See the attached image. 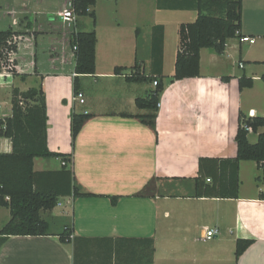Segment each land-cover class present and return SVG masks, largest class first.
Masks as SVG:
<instances>
[{
    "label": "crops",
    "instance_id": "crops-1",
    "mask_svg": "<svg viewBox=\"0 0 264 264\" xmlns=\"http://www.w3.org/2000/svg\"><path fill=\"white\" fill-rule=\"evenodd\" d=\"M158 1L98 0L91 7L96 23L87 15L67 24L58 16L65 0H0V30L22 37L12 55L16 72L0 76V118L12 113L14 87L43 85L48 147L73 154L76 183L90 194L63 195L52 210H42L50 234L8 236L0 246V264H149L145 239L154 240L152 264H264V200L259 199L264 184L257 180L262 174L257 163H240L237 198L197 197L195 180L200 158L236 156L240 112L264 116V0L242 2L241 34L255 42L229 38L221 54L202 48L200 75L178 80L173 75L179 29L198 12L169 8L172 0H161L168 6L159 8ZM157 25L164 26V89L156 109H143L136 99L156 86L130 82L126 73L136 62L145 74L157 73L151 53ZM92 29L98 38L96 71L79 77L81 102L74 91L70 38L75 30ZM117 66L126 69L116 73ZM243 75L253 78L252 86L240 87ZM72 111L92 114L75 147ZM147 113L156 114L155 130L136 117ZM261 132L264 127L249 130V140L256 134L257 141ZM11 151V139L0 136V152ZM63 166L60 157L34 159L36 171ZM11 217V210L0 206V229ZM66 226L73 234L62 242L58 234ZM206 226L218 230L210 240L204 239ZM239 238L254 241L237 258Z\"/></svg>",
    "mask_w": 264,
    "mask_h": 264
},
{
    "label": "trees",
    "instance_id": "trees-1",
    "mask_svg": "<svg viewBox=\"0 0 264 264\" xmlns=\"http://www.w3.org/2000/svg\"><path fill=\"white\" fill-rule=\"evenodd\" d=\"M98 0H72L77 16L89 15L96 23V13L91 7ZM243 0H172L169 8L195 9L198 16L194 22L180 26V44L177 52L173 79H183L200 75V53L202 48H210L223 53L229 38L240 37L242 27ZM162 1L158 7L164 8ZM17 35L12 29L0 30V71L3 64L8 63L7 51L17 50L18 46L9 44V40ZM164 26H154L152 32L151 53L157 73L145 74L142 63L136 62L126 78L130 82H154L155 89L145 97H138L136 104L143 109H156L158 96L164 89L165 76L161 74L163 62ZM97 33L75 30L71 33L70 42L75 50L77 76L74 79V91H79V77L94 74L96 71ZM125 66H117L114 71L122 73ZM16 71L14 70V73ZM264 77V75H263ZM241 88L253 85V78L245 75L239 77ZM92 114H71L72 146L84 123ZM156 129V114L147 113L136 116ZM249 127L257 131L264 127V116H249L240 112L239 126L236 134L237 154L233 158L202 157L199 160V175L196 180L197 197L237 198L240 188V163L244 160L255 161L262 170L258 181L264 184V132L259 133L256 142L248 138ZM48 115L46 93L43 85L27 91L12 89V113L0 118V136L10 138L12 151L0 152V206L11 210V219L0 229V246L10 235H47L49 223L41 216V211L52 210L63 195L85 196L74 174L73 154L51 151L47 138ZM36 157H60L65 162L61 170L36 171ZM212 178V183L206 178ZM259 199L264 200V190L259 192ZM113 197V202H116ZM72 228L66 226L58 235L62 242H68L73 234ZM148 242V262L153 263L154 240ZM253 239L239 238L236 242V257L253 243Z\"/></svg>",
    "mask_w": 264,
    "mask_h": 264
},
{
    "label": "built area",
    "instance_id": "built-area-1",
    "mask_svg": "<svg viewBox=\"0 0 264 264\" xmlns=\"http://www.w3.org/2000/svg\"><path fill=\"white\" fill-rule=\"evenodd\" d=\"M58 16L67 24H72L76 21L77 15L74 12L72 0H65V6L63 10H61L58 13ZM239 38L241 42H251V43L255 42V38L250 37V36L241 35ZM21 39L22 37L20 35H14L9 40V44H15L18 46ZM76 49L77 47L74 46V50ZM14 53H15V50L7 51L8 63L3 64V69L0 71V76L2 78L4 77L9 78L13 76V71L15 68H14V62L12 60V55ZM239 65L240 67H244V63L242 61H239ZM153 83L155 86L158 84L157 80H155ZM76 98L80 99L81 102H84V97L82 93H78ZM249 130H252V128L249 127ZM63 163L65 164L64 161ZM208 181H210V179H208ZM204 230H205V235H204L205 240H210L218 234V230L215 227L213 228V227L206 226L204 227Z\"/></svg>",
    "mask_w": 264,
    "mask_h": 264
},
{
    "label": "rangeland",
    "instance_id": "rangeland-1",
    "mask_svg": "<svg viewBox=\"0 0 264 264\" xmlns=\"http://www.w3.org/2000/svg\"><path fill=\"white\" fill-rule=\"evenodd\" d=\"M53 1V4H56V3H58L57 2V0H52ZM60 2V1H59ZM62 8H64V7H61V10H62ZM81 17H84L85 19L87 18V17H89V16H81ZM90 18V17H89ZM193 21V20H192ZM73 24V23H72ZM75 24V23H74ZM251 64H255V65H260V63H257V62H254V63H251ZM263 68V67H262ZM255 137H256V134H251L250 135V139L252 140V141H256L255 140ZM55 213H58L59 212V209H56L55 211H54ZM51 229H53V224H51Z\"/></svg>",
    "mask_w": 264,
    "mask_h": 264
}]
</instances>
